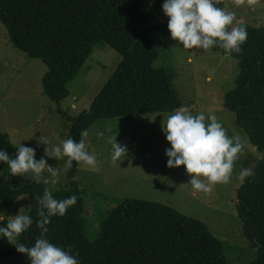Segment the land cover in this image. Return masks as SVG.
I'll list each match as a JSON object with an SVG mask.
<instances>
[{
    "label": "trees",
    "instance_id": "16d2710c",
    "mask_svg": "<svg viewBox=\"0 0 264 264\" xmlns=\"http://www.w3.org/2000/svg\"><path fill=\"white\" fill-rule=\"evenodd\" d=\"M149 2L145 8V3ZM162 0H0V21L11 43L46 65L42 92L56 103L67 127L66 139H82L92 123L113 117L168 112L182 106L165 64L156 66L160 54L154 37H167V25L157 10ZM225 0L217 5L223 9ZM229 30V29H227ZM248 37L239 54L219 47L213 51L238 59L239 73L225 92L223 106L255 148L264 154V26L247 25ZM103 40L121 59L90 105L69 115L61 102L69 95L68 83L78 74L94 44ZM0 148L14 156L17 148L0 131ZM67 159V158H66ZM79 163L67 171L68 183L53 190L60 200L78 197L64 216L46 225L53 244L71 249L80 264H227L223 242L201 220L156 201L126 198L112 207L99 223L95 237L85 233V203L76 181ZM0 216L21 195L28 197L33 224L18 237L31 247L40 236L37 197L48 185L26 176H12L0 162ZM236 212L243 235L256 248L250 264H264V159L253 175L237 188ZM9 220L2 219L1 226ZM24 256L0 238V259ZM30 260V259H29Z\"/></svg>",
    "mask_w": 264,
    "mask_h": 264
},
{
    "label": "rangeland",
    "instance_id": "374dc122",
    "mask_svg": "<svg viewBox=\"0 0 264 264\" xmlns=\"http://www.w3.org/2000/svg\"><path fill=\"white\" fill-rule=\"evenodd\" d=\"M162 3L157 14L167 25ZM148 4L146 2L144 7ZM223 9L236 16L228 26L229 31L241 25L264 26V0H256L252 5L245 2L239 7L234 0H225ZM154 42L160 52L156 66L165 64L181 107H188L193 114L214 113L229 136L241 137L244 150L235 162L228 183L215 184L211 192H198L188 183L190 174L183 165L170 168L166 164L164 150L170 145L162 132V124L177 109L104 118L92 123L82 132V139L89 152L96 156L98 169L79 163L75 176L85 203V233L88 238L95 237L100 221L123 199L156 201L204 222L224 243L227 264H250L256 248L243 235L235 208L236 195L243 182L239 179L241 169L253 170L255 164L264 159V154L251 144L236 123L234 113L223 106L224 94L233 88L239 73L238 59L212 48L183 49L170 38V33L164 38L154 37ZM120 59L121 55L105 41H97L78 74L68 83L69 95L61 102L62 108L69 115L86 109ZM45 71L46 65L40 59L29 57L11 43L0 21V131L8 135L13 145L20 142L33 147L37 160L43 157L48 166L60 170L58 177H52L48 168L43 173L42 181L57 179L55 185L47 184L53 191L68 183L67 171H64V161L47 157L46 145L38 141L40 136L47 137L50 145H57L66 139L67 127L56 110V103L42 92ZM115 140L128 150L120 163L111 160ZM28 211V197L19 196L10 210L0 216V226L2 219L11 220ZM0 264L31 262L24 256H9L0 259Z\"/></svg>",
    "mask_w": 264,
    "mask_h": 264
},
{
    "label": "clouds",
    "instance_id": "9594fccd",
    "mask_svg": "<svg viewBox=\"0 0 264 264\" xmlns=\"http://www.w3.org/2000/svg\"><path fill=\"white\" fill-rule=\"evenodd\" d=\"M256 0H234L237 7ZM220 0H163L162 11L168 18L167 28L170 38L177 41L183 49L208 50L219 47L225 52L241 53L248 37L247 26L232 27L236 19L235 13L218 7ZM162 132L170 147L165 148L168 167L183 165L190 174L192 188L198 192H211L217 183L230 181L235 162L244 150V142L239 135L229 136L227 129L214 113L199 112L193 114L188 107H180L162 124ZM87 135V133H83ZM115 139V137H114ZM38 143L46 145L45 155L64 161V171L73 166V161L82 163L92 169H98L97 158L88 150L83 139L74 141L72 137L62 139L57 145H50L47 137H39ZM17 151L10 156L5 148H0V162L7 163L12 176H26L36 183H41L46 168L52 177H58V169L48 166L45 158H35L33 147L15 146ZM111 160L113 163L123 160L127 154L126 146L112 145ZM67 159H64V158ZM123 157V159H121ZM253 175L251 168H242L239 179ZM45 184L55 185L57 179L43 180ZM78 197L71 195L64 199H56L51 188H45L42 197H37L40 208L36 222L40 228V236L31 247L18 243V237L33 224L27 214H17L6 226H0V238L7 239L19 253L26 254L31 264H80L77 255L71 249H64L49 241L46 234L53 216H64L67 210L77 203Z\"/></svg>",
    "mask_w": 264,
    "mask_h": 264
}]
</instances>
